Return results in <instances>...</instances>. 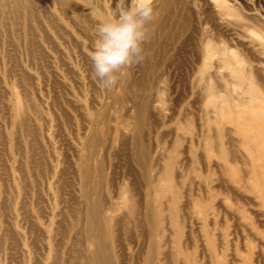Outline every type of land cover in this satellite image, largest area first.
<instances>
[{"label":"rangeland","instance_id":"rangeland-1","mask_svg":"<svg viewBox=\"0 0 264 264\" xmlns=\"http://www.w3.org/2000/svg\"><path fill=\"white\" fill-rule=\"evenodd\" d=\"M220 1L233 13L165 2L119 93L98 86L88 53L97 19L131 0L0 14V264H92L94 243L111 264H264V0ZM98 137L107 219L93 231L80 161Z\"/></svg>","mask_w":264,"mask_h":264},{"label":"clouds","instance_id":"clouds-1","mask_svg":"<svg viewBox=\"0 0 264 264\" xmlns=\"http://www.w3.org/2000/svg\"><path fill=\"white\" fill-rule=\"evenodd\" d=\"M156 18L153 0H131L115 13L97 19L88 53L92 78L107 91H117L129 70L146 59L145 44Z\"/></svg>","mask_w":264,"mask_h":264},{"label":"bare ground","instance_id":"bare-ground-1","mask_svg":"<svg viewBox=\"0 0 264 264\" xmlns=\"http://www.w3.org/2000/svg\"><path fill=\"white\" fill-rule=\"evenodd\" d=\"M16 1V2H19L15 5H17V7H19V5L23 2L25 5L28 4V1L29 0H0V14H4L5 11H8L9 13L12 12L13 10V5L12 3ZM66 2V1H65ZM166 3H170V0L167 2L165 0H153V3H154V8L156 10V13L157 12H160V10L162 9V6L163 4ZM188 6V5H187ZM172 8V7H171ZM173 11V10H172ZM179 11V10H178ZM213 11L217 14V16L219 17H222L226 14H232L233 11L232 9L230 8V6L228 4H226L225 2L223 1H220V0H214L213 2ZM186 13V12H185ZM167 14V13H166ZM165 14V15H166ZM164 15V16H165ZM6 16H4L5 18ZM161 17L162 16H159V15H156V18H155V23H158L159 20H161ZM166 17V16H165ZM168 18V17H167ZM169 19V18H168ZM185 20H187L186 18H184ZM220 19V18H219ZM165 21V20H164ZM162 25V24H160ZM194 26V25H193ZM193 30V29H192ZM157 31V30H156ZM170 35V34H169ZM214 52H212V49H211V46L210 45H207L206 48H205V52H204V57H203V61H202V64H201V69H200V72H199V78L200 79H204L205 77V73L208 71V69L210 68L211 66V59L212 57L214 56ZM224 64L225 65H228V61L227 60H224ZM230 66V65H229ZM255 68V67H254ZM238 78H240V80L242 79L241 76H237ZM155 82V81H154ZM130 85V84H129ZM2 87V86H1ZM189 88V87H188ZM6 90V89H5ZM252 91L254 92V90L252 89ZM119 93V90L117 91ZM115 94V92H114ZM112 95V93H111ZM117 95V94H116ZM120 96V95H118ZM110 97V96H109ZM121 97V96H120ZM197 97V96H196ZM260 95L258 93H254L253 97L255 100H257V98H259ZM112 98V97H111ZM120 99V98H119ZM122 99V97H121ZM114 100V99H113ZM118 100V99H117ZM114 103V102H113ZM254 103V102H253ZM253 103H251L253 105ZM103 104V103H102ZM6 105V104H5ZM117 106V105H116ZM110 107V106H109ZM148 105L146 104V106L144 107L143 111H142V114L141 115H145L146 112L148 111ZM129 110V109H127ZM112 111V110H111ZM126 111V110H125ZM151 111V110H150ZM108 112V111H107ZM255 114H257L256 116L258 115H264V109L263 110H256L254 111ZM155 114V113H154ZM140 117V120L142 119V117ZM153 116V115H152ZM94 118V117H93ZM92 118V120H93ZM107 118V117H106ZM144 118V117H143ZM106 120V119H105ZM104 121V120H102ZM107 121V120H106ZM94 121L91 122V125ZM97 123V122H96ZM106 123V122H105ZM101 124V122H100ZM99 124V125H100ZM103 125V124H102ZM94 127H97V125L94 123L93 124ZM259 126H261L262 128H264V125H262L261 123H259ZM105 128V127H104ZM95 129V132L98 133L99 135H101L103 137L104 135V131L103 129H98V128H94ZM36 130V129H35ZM90 130V129H89ZM89 132V131H88ZM94 131H92V134H93ZM145 133V132H144ZM107 135V134H106ZM144 135V134H143ZM88 136V134H87ZM86 136V137H87ZM89 138L91 139V137H88V141H89ZM106 138V136L104 137ZM103 139V138H102ZM105 140V139H104ZM264 141V140H263ZM101 139L98 137V138H95L92 142H90V144L88 143L85 144L87 149L89 147V153L87 152L86 156L84 158H82V160L80 161V175H81V178L80 180H83V188H81V190L83 191V194H84V202H85V205H86V208H83L86 210V220H87V223H88V227L90 228H95L96 231L97 229L100 228V226L103 224L106 223V216L102 214V197L103 196L102 194L99 193L98 191V188L99 186L101 185L102 182H93L91 180V177L93 176L92 173H95L93 172V170L91 169L92 167V161H95L94 159L96 158V156L94 157V155H100V151L97 150V146L100 145L101 143ZM153 144V143H152ZM260 145L264 146V142H259ZM102 146H103V143H102ZM85 147V148H86ZM100 147V146H99ZM108 147V146H107ZM153 147V146H152ZM116 148V147H115ZM128 148V147H127ZM100 149V148H99ZM103 152L106 150H104V148H102ZM116 150V149H115ZM186 150V149H185ZM102 153V151H101ZM259 154V153H258ZM106 155V154H105ZM146 156L145 153H141L140 154V159L144 158ZM260 156V159L259 161H262V158H264V152L259 154ZM101 159V158H100ZM3 160V159H2ZM99 161V160H98ZM129 161V160H128ZM98 164V163H97ZM116 164V163H115ZM8 167V166H7ZM120 167V166H119ZM73 171V170H72ZM151 171L150 169L148 170V172ZM97 172L99 173V175L102 177L103 176V169L102 167H98L97 168ZM111 172V171H110ZM121 174V173H120ZM150 174V172H149ZM120 177V176H119ZM78 178V177H77ZM105 178V177H104ZM133 178V177H132ZM109 180V179H108ZM95 181V180H94ZM112 181V180H111ZM82 182V181H81ZM81 185V183H80ZM81 187V186H80ZM94 196H96L94 198ZM107 200V199H106ZM84 205V206H85ZM104 209V208H103ZM30 221V220H29ZM159 225V224H158ZM55 227V226H54ZM87 227V228H88ZM95 229H93V231H95ZM84 231V230H83ZM87 231V230H85ZM41 232V231H40ZM89 232V231H88ZM92 233V232H91ZM44 234V233H43ZM96 234V232L94 233ZM92 234L91 236L94 237L95 235ZM188 234V233H187ZM94 235V236H93ZM97 235V234H96ZM54 236V235H53ZM152 237V236H151ZM96 238V237H94ZM88 239V237H87ZM90 239V238H89ZM150 240V239H149ZM96 241V239H95ZM94 241V242H95ZM91 242V240H90ZM149 243V242H148ZM95 245V249L93 250V252H91V254L89 255V258L91 259V262L92 264H111L110 261H109V258H108V254L105 252V250L97 245L96 246V243H94ZM149 245V244H148ZM202 245V244H201ZM148 249V248H147ZM146 254V253H145ZM58 257V256H57ZM145 257V256H144ZM145 259V258H144ZM123 260V259H122ZM152 262V259H148L145 264H151ZM144 263V262H143ZM122 264V263H121Z\"/></svg>","mask_w":264,"mask_h":264}]
</instances>
